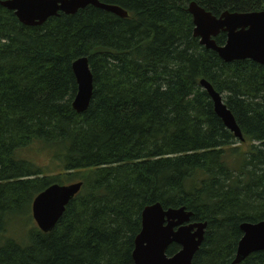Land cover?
<instances>
[{"label": "trees", "instance_id": "obj_1", "mask_svg": "<svg viewBox=\"0 0 264 264\" xmlns=\"http://www.w3.org/2000/svg\"><path fill=\"white\" fill-rule=\"evenodd\" d=\"M99 1L127 15L87 5L28 26L0 5V264H134L141 213L154 203L206 223L192 264H234L240 225L264 219V65L206 49L187 8L195 1L219 16L264 10V0ZM81 56L93 88L78 113L71 65ZM201 79L222 95L242 141ZM35 145L59 172L18 157ZM74 182L79 192L41 231L34 197ZM238 264H264V250Z\"/></svg>", "mask_w": 264, "mask_h": 264}, {"label": "water", "instance_id": "obj_2", "mask_svg": "<svg viewBox=\"0 0 264 264\" xmlns=\"http://www.w3.org/2000/svg\"><path fill=\"white\" fill-rule=\"evenodd\" d=\"M0 5L12 10L18 20L28 26L40 25L59 12L73 14L87 5L121 17L127 15L120 7L99 0H2ZM187 9L192 16L193 36L198 37L199 43L206 49L215 51L225 62L250 59L264 65V10L224 11L216 17L195 1H191ZM221 31L226 33V41L223 45H217L213 37ZM71 68L77 81L72 107L82 113L88 107L93 88L88 58H77ZM200 85L210 96L214 111L224 126L242 141L239 126L222 95L205 79L200 80ZM81 186V182L55 183L34 197L31 214L41 231L48 232L55 226L65 206ZM191 216L192 213L184 207L163 209L160 203L145 206L141 213V229L134 240V264H191L206 227L205 222H192ZM240 229L242 236L237 244L234 264L264 250V219L256 223L244 222ZM173 243L179 245L180 249L169 256L166 251Z\"/></svg>", "mask_w": 264, "mask_h": 264}, {"label": "rangeland", "instance_id": "obj_3", "mask_svg": "<svg viewBox=\"0 0 264 264\" xmlns=\"http://www.w3.org/2000/svg\"><path fill=\"white\" fill-rule=\"evenodd\" d=\"M242 147L247 148L245 145H243ZM18 157L28 159L37 166L42 167L41 169L45 173H48L49 171V174H55L59 172L60 169L56 160L51 157V153L47 150L40 148L38 145L20 150L18 152ZM6 234L8 236H12V238L17 241L21 240L22 237L21 230L16 232H12L9 230Z\"/></svg>", "mask_w": 264, "mask_h": 264}, {"label": "bare ground", "instance_id": "obj_4", "mask_svg": "<svg viewBox=\"0 0 264 264\" xmlns=\"http://www.w3.org/2000/svg\"><path fill=\"white\" fill-rule=\"evenodd\" d=\"M192 264V263H191Z\"/></svg>", "mask_w": 264, "mask_h": 264}]
</instances>
